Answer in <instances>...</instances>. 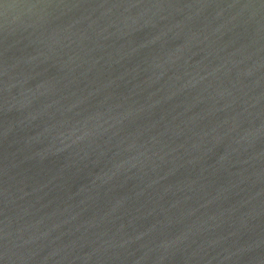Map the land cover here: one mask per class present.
Listing matches in <instances>:
<instances>
[{"label": "water", "instance_id": "1", "mask_svg": "<svg viewBox=\"0 0 264 264\" xmlns=\"http://www.w3.org/2000/svg\"><path fill=\"white\" fill-rule=\"evenodd\" d=\"M0 264H264V0H0Z\"/></svg>", "mask_w": 264, "mask_h": 264}]
</instances>
